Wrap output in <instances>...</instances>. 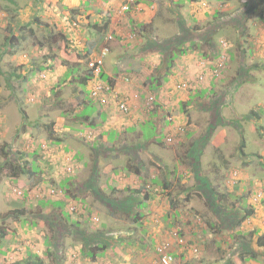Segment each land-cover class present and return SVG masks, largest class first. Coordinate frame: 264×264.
I'll return each instance as SVG.
<instances>
[{"label": "rangeland", "instance_id": "1", "mask_svg": "<svg viewBox=\"0 0 264 264\" xmlns=\"http://www.w3.org/2000/svg\"><path fill=\"white\" fill-rule=\"evenodd\" d=\"M20 1L22 7L30 8L27 11L28 14L21 17V22H31L32 32L26 29L15 33L16 40L8 45V47L13 46L14 56L4 55L3 58L5 63L10 65L9 70L14 72V76L15 74L22 76L26 73V78L24 80L12 78L13 81L8 82L6 77L0 74V163H3L1 149L11 152V157H15L18 153L25 155V153L37 152L36 159L31 156L26 158V161L30 163L34 160L41 168L37 175L25 173L16 179L10 176V169L1 175L0 214L6 216L0 220V234L4 231L7 236L0 237V264H17L28 259L26 247L32 253H39L43 264H55L53 255L45 253L43 241L48 237L53 243L51 251L57 250L62 256L59 264H152L154 252L140 249L141 243L149 242L150 239L157 243L162 239L171 243L176 264L186 262L220 264L216 261L219 259L221 261L223 257L228 256L233 247L232 242L238 238L236 232L242 231L249 235L251 231L264 232V0H257L259 5L252 10L250 6L242 4L245 0L241 2L240 0L204 1L208 2L207 7L210 12L214 8L221 11L218 12L217 19L221 15L239 17L245 12V19L242 18L244 31H239L231 23L217 29L214 39L225 41L229 61L217 77H212L211 73L205 77L198 88H196L197 85L195 86L198 95L196 93L191 96L193 105L185 111L182 105L188 101L189 91L176 92L175 85L180 82L192 81L193 83L204 69L208 72L211 62L213 64V61L218 58H215V54L219 53V46L203 42L197 45L198 48L189 49L184 56L179 55L180 58L175 60V66L168 73L166 81L162 76V81L157 83L160 87L155 86V89L158 88L155 92H150L148 85L154 80L156 83V75L151 68L154 67V62L159 61V55L156 54L149 60L150 66L147 68L145 62L149 58L140 61V58L144 60L145 57L140 54L139 49L147 45L145 36L150 34H154L160 41L170 42L179 35L183 26L189 29L207 27L209 18L205 21L206 23H202L203 20L196 22L193 18L196 15L198 18H203L200 10L205 3L199 5V2L194 3L193 0H155L156 2L149 7L136 4V0H115L113 3L106 4H104L105 0H87V3L84 0H68V6H65L62 0H42L39 6L41 14L38 15L36 8L32 10L31 2L35 4L34 0ZM144 1L150 2V0ZM1 2L0 47L4 37L8 35L5 24L7 23L6 11L8 12L10 8L9 2L5 0ZM109 9L112 11L111 16L107 15ZM43 11L48 15L42 16ZM34 19H37V22H34ZM217 19L210 21L216 22ZM107 21H109L107 31L95 30L96 27L101 30ZM94 22L97 26L92 28ZM18 24L25 25V23ZM141 24L147 26L146 33L142 32L138 26ZM59 32H62L66 38L69 37L68 44L71 47L82 45L90 51L93 49L97 57L102 55L103 49L108 45L109 53L103 59V68L115 74L116 66L119 71L117 76L128 78L126 88L131 92L124 93L135 106L138 105V108L133 107L130 112L137 110L139 115H143L141 119H146L149 118L148 110L152 108L157 110L158 115L153 117L154 121L157 119L160 122L163 116L165 120L173 121L169 126L170 129L179 126L184 129L173 142H166L167 147L150 148L149 146L147 151L139 152V160L151 176L155 174L161 177L162 171L174 169L183 176L172 189L171 197L167 194L156 195L149 200L147 208L134 210L143 213L140 220L141 227L132 222L131 215L113 212L112 203L107 207L98 204L96 198L89 194L83 185V182L90 177L89 173L93 164V160L88 161L87 167L83 164L84 160H87L84 157L88 156L86 145L88 147L90 145L89 142H86V145L81 142L80 145L72 142L74 139L90 141L92 137L86 132H70V127H78L73 118L58 119L60 111H66L69 105L72 108L75 107L73 114L78 113L79 109L76 105L78 106L79 99L73 98L72 88H68L61 91L63 103L51 102L53 96L50 91L53 84H57L58 79L65 73V67L54 68L53 71L39 70L45 52L53 55L52 48L58 45L48 47L44 37L50 33L58 35ZM43 41L41 47L39 43ZM3 47H5L4 44ZM61 49L56 53L60 54ZM125 54L131 55L132 58L126 59ZM204 54L208 57L211 54V57H209V64L205 61L206 65L201 69ZM121 56L123 61L118 63L117 59ZM128 61L130 66L125 65ZM82 63L85 65L87 63L86 66H89L91 64L89 56L83 57ZM28 67H32L31 72L28 71ZM125 68L128 73H131L130 75ZM0 69L5 71V64L0 65ZM86 69L88 68L80 67L79 75H85ZM63 78L66 77L63 76ZM87 91L88 95L85 94L84 99L90 101L89 87ZM139 93L143 95L142 99ZM149 97H153L154 101L146 104ZM106 98L109 107L112 110L115 109L114 104L118 101L112 97ZM153 102L160 103L159 111L155 105H152ZM99 107L96 103L89 104L85 110L79 112L80 116L79 114L76 116L78 118L89 117L91 114L97 116ZM253 111L257 112L253 114ZM51 121L56 123L55 135L66 137L64 140H66L65 143L70 144L69 152L63 150L62 144L55 146L49 143L47 139L49 132L45 127H48ZM164 125V122H161L162 128L166 127ZM22 127L24 130L21 129ZM132 129L130 132L133 133L136 127ZM137 129L138 132H142L144 140L152 141L156 137L159 141L164 140L163 131L157 133L146 122L140 124ZM168 130L165 133L166 136L171 135ZM132 135L128 138H132ZM193 141H197V144L207 141L208 144H205L203 151L199 153L201 148L195 143L192 148L195 153L189 159L187 153ZM242 141L246 145L244 152L247 155L244 156L238 151ZM212 144L217 148H211ZM77 149L83 156L80 161L71 159L73 151ZM104 156L101 154L98 159L102 181L112 173L109 172L110 166H108L112 161L106 162ZM200 156V169L196 172L198 173L196 177L189 169L193 168L191 164L197 165L196 159ZM151 157L157 161L159 159L160 166L163 165L164 168L167 166L169 170L150 164ZM125 162L126 160L123 161L124 164ZM133 164L136 162L133 161ZM188 167L190 168L187 169ZM142 172L144 176L145 171ZM118 175L125 177L121 173ZM176 180L175 175L173 181ZM60 181L64 187L60 188L63 192L59 190ZM52 187L56 191L54 194H51ZM226 193L231 194L232 197L230 196L229 200L232 203L236 202V207L241 212L243 203L253 206L254 214L242 225L235 226L234 220L232 222L229 218L215 213L216 204L214 203L223 199L221 195L227 196ZM257 193H261L262 201L254 200L259 199L255 196ZM82 198L84 201L81 204ZM40 199H50L47 202L52 201V204L42 206ZM251 200L255 203L252 204ZM57 201L64 204L63 208L59 209L69 214L68 222L64 218L63 221L61 220V211L53 206ZM174 212L178 215L175 216ZM167 214H170L168 218H166ZM55 215L59 219L55 218ZM71 221L78 222L80 227L86 229L89 234L118 232L121 236L118 240L107 239V247L102 256L97 257L103 251L95 250L96 259L91 260L86 256L80 241H72L73 237L68 238L62 234L63 230L71 229L73 226H69ZM206 223L210 226L207 227ZM177 229L184 233L182 239L186 240V243L189 239L193 241V246L199 250L196 255H193L194 252L189 255L183 253V248H191L187 245L183 247L175 242L176 238L172 233ZM141 230H147V233L143 235V242L139 240L142 237ZM172 230L173 232H170ZM255 240L256 236L253 237L251 244L252 251L257 253L255 256H251L253 253L250 252L246 257L236 261L234 259L231 263L264 264V250L256 246ZM91 248L93 246H90V250Z\"/></svg>", "mask_w": 264, "mask_h": 264}, {"label": "trees", "instance_id": "2", "mask_svg": "<svg viewBox=\"0 0 264 264\" xmlns=\"http://www.w3.org/2000/svg\"><path fill=\"white\" fill-rule=\"evenodd\" d=\"M7 2H9V10L8 12L6 11L7 14V23L5 24L6 26V30L8 35L4 37V41L3 44L5 47H3V44L1 45V48L3 50V54L2 57L4 56L5 53H7L8 49L12 50V45L10 47H8V45L11 42H14L16 40V35L15 33H19L22 30H26L28 29L30 32H32V28H30L31 23H28L27 25L23 26V27H19V24L17 23V18L19 16V12H17V8L14 6L13 2H10V0H5ZM36 3V0H34ZM115 0H105L104 4L108 3H113ZM195 1L194 3L199 2V5L204 4V1H210V0H193ZM214 1H220V0H214ZM242 0H240L241 2ZM136 4H142L144 6H152L153 3H155V0H150V2H146L144 0H136L135 1ZM207 2V3H208ZM2 2L0 1V4ZM207 3H205V6H203L201 8L200 11H202L201 16H203V19L208 20V26L207 27H201L200 29H197V27H193L190 28L189 27H182L180 33L178 36H176L174 38V40L172 41H160L159 39H157L154 34H150L145 36L146 41H147V45L144 47H141L140 50V54L142 56L145 57L144 60H142L141 58L139 59L140 61H145L147 59V57L149 59L146 60L145 63H147V68L148 66H150L149 64V60L152 59V57L156 54L159 55V61L154 62V67H152L151 69H153V71L155 72L156 75V83L154 82L155 80L152 78V80H154L153 82H150L151 84L148 85V89L150 92L152 91H157V89H155L157 87H160V85H157V83L161 80L162 81V76H164L163 80L166 81L167 79V75L168 73L171 72V69L175 66V60L177 58H180L179 55L184 56L187 51L190 49H194V48H198L197 45L199 44H203V42H208V43H212L214 44V46H219V53L215 54V58L218 57L217 59H215V61H213V64L211 62V65H209V71L207 72L206 69H204V72L201 73V76L203 77L202 80H199V77H196L195 81L193 83L191 82H187L188 84V89H186L188 92V101L184 102V105H182L183 107V111H185L186 109H188L190 106L193 105V102H191V96H193V94L198 95V91H196V88L199 87V85L201 83L204 82L205 77L207 75H210L213 71V69L217 66V64L220 62L221 57L225 56L226 61H224V64H227V61H229L228 55H227V48L228 47H223L222 46V42H225L221 39H219L218 41H216L214 39V36L216 35V32L218 31L217 29L225 24L231 23L233 24L235 27L238 28L239 31H244V27L242 25L244 19H245V12H243L239 17H235V16H225L223 17V15H221L220 18L217 19V17L219 16L218 12H221L220 10H218L217 8L213 11H209V7H207ZM224 3V2H223ZM244 6L245 4L250 6V10L252 9H256V7H258L259 5V1L257 0H245L244 3H242ZM1 6V5H0ZM24 9H27V7H25ZM109 13H107L108 16L112 15V11L109 9L108 10ZM99 14V12H98ZM198 16V15H197ZM194 18V17H193ZM217 19L216 22H212L210 20L212 19ZM244 18V19H242ZM199 18H194V20H197ZM35 20V19H34ZM243 20V21H242ZM37 22V19L34 21ZM206 23V22H205ZM109 21H107L104 25L103 28L100 30L99 27L97 26V23L94 22V24L91 26L92 28H95V30L97 29L98 32H102V31H107L108 30V25ZM151 25V24H150ZM148 25V26H150ZM140 27V29L142 30V32L147 31V26L146 25H138ZM205 26V24H204ZM99 28V29H98ZM59 38V39H58ZM68 38L65 37V35L62 32H59L58 35H53V34H49V37L44 39L45 40V44H47V46L49 47H53L55 45H57V47H53V55H48V52H45V55L43 56V63L40 65L39 70L41 71H45V70H49V71H53L54 68H60V67H65V73L62 75L61 78L58 79V83L57 84H53V87L50 91L52 97L51 102L55 101L58 104L63 103V100L61 99V91L64 89H68V88H72V97L73 98H78L79 99V104L78 106L76 105V107L79 109L80 111L85 110L84 108L89 105L92 104L93 101L89 100H85L84 99V95L86 94L87 89L89 87L90 89V83L93 81V77H94V73H93V69L91 68L93 66L92 61L91 64L89 66H86L84 63L80 62V60L82 61V58H88L89 54L88 51L86 49V47L82 46V45H76L74 47H71L68 44ZM59 40V41H58ZM212 40V41H210ZM44 43V41L42 43H39V45L42 47V44ZM188 43V44H187ZM195 44V45H194ZM80 46V47H77ZM62 47V49H61ZM106 48H109L108 45L105 46ZM61 49L60 54H57L56 52L58 50ZM8 51L7 54H9ZM47 54V55H46ZM62 54V55H61ZM129 56H125L126 59L127 58H132ZM209 57H211V54L209 55ZM209 57L204 54L203 55V65L201 67V69L204 67V65L209 64L210 60ZM71 58H73V61H71ZM90 59V58H89ZM3 59H0V61H2ZM94 60H96V58H94ZM206 61V63H205ZM144 63V64H145ZM142 64V65H144ZM85 67L88 68L87 73L83 76L79 75L80 73H78L80 71V67ZM145 67V69H147ZM32 70V69H31ZM31 70L28 69V71L31 72ZM2 73L3 75V71L0 69V74ZM26 74V73H25ZM23 74L21 75H16L14 76V72L13 73H8V77L6 78V80L8 82H12L13 79L15 80V78H17L16 80L22 79L24 80L26 78V75ZM79 75V76H78ZM63 76H65L66 78H63ZM213 77V76H212ZM13 78V79H12ZM69 78V79H67ZM99 78L100 80H102L103 82L105 81L107 84H109L111 87H114V82L108 78L107 76L103 75L102 72L99 74ZM12 80V81H11ZM128 79H126L127 81ZM154 83V85H153ZM182 83V82H180ZM179 84V83H178ZM197 85V87L195 88V86ZM198 90V89H197ZM200 91V90H199ZM90 94V93H89ZM88 95V93L86 94ZM140 98L142 99L143 95L139 93ZM119 101H125L126 99H128V95L127 94H123V95H119ZM158 97V96H155ZM196 96H194L195 98ZM55 99V100H54ZM156 99V98H155ZM129 103H128V111L127 112H123L119 109L118 106H116V109L119 113L127 115L130 113L131 109H132V102L128 99ZM1 102V101H0ZM71 104V103H70ZM148 104V103H146ZM152 105H155L158 108V111L161 109V105L160 103L158 104V102H153ZM75 107L72 108L71 105H69V108L65 111V110H61L59 113V117L63 118V120H66V118H69L71 120V118L74 119L75 124L78 125V127L75 129L73 127H70V132H75L77 131L78 133H85L86 130H93L95 129L97 126H99V121H104V117L103 115L99 114L95 120H93L91 123H89L90 121L88 120L87 116L84 117H80L78 118V116H80L81 114L75 113L73 114V110ZM145 108V107H144ZM255 112L257 111H253V114H255ZM148 117L146 119H150L153 122H146L148 124H150L157 133H159L160 131H163L164 133V140L159 141L156 138L153 139V142L155 144L156 148H162V147H167L168 145H166V134H165V128H162L160 126L161 122H164V126H168V124H172L173 121H170L168 119H164L163 116L160 118V122L156 119L155 121L153 120V117L157 115V110H152V108H150V110H148ZM79 114V115H78ZM78 115V116H76ZM72 119V120H73ZM99 121H98V120ZM163 120V121H162ZM144 121V120H143ZM173 126V125H172ZM55 127H56V123L55 121H51L48 124V127L46 126L45 129H48L49 132V138H47L49 140V143L54 144L55 146H59L60 144H62L63 150L69 152L70 151V144L69 143H65L66 140H64L66 137H64V135H55ZM183 129V127L179 126L177 128H171L169 129V133L172 132V134L176 133L177 129ZM22 130L23 127L21 128ZM131 130H133L132 128H129L126 130V132H120V131H116V130H109L104 132L103 134H105L107 136V141L106 142H101L99 139H94L90 140V141H82V139H74L73 140V144H75L74 142H77L78 145H80V142L82 144L86 145V142H89L90 147H87L88 149V156L87 158L84 157L85 162L84 167L88 166V161L93 160V164H92V168L91 171L89 173L90 177L88 178L90 184H92V182H94L96 179L98 180V178L100 179V176H102V171L101 173L99 172V167H100V161L98 160L100 158V155L105 154L104 156V160L109 161L111 160L112 162L109 163L108 166H110V171L113 174H132L133 176H135V178L137 177V180L139 182H141V185L137 188V189H132V191L129 192V194H127V198L121 200L120 199V195H115V188L110 184L109 181V177H107L104 180V185L105 188H102L100 186L94 185V188H92V195L96 198V201L99 200L100 203L104 206H108L111 203L113 204L111 209L113 210V212H122L124 214H127L128 216L131 215L132 217V222L135 223V225H138L139 227H141V218L143 217V213L142 212H138L139 210H142V208H147L148 206V202L149 200H151V198H153L156 195H161V194H167L168 197H171L172 193V189H174V186L176 185V183L178 184L183 176L176 171V169H174L173 171H162L161 173V177H159L158 175L155 176H151L148 173V169L145 168V166L143 165L142 161H140L139 157V152L142 150L147 151V147H149L147 145V140L145 142H141L138 141L140 140V135L141 133H133L130 132ZM184 130V129H183ZM135 132V131H134ZM183 132V131H182ZM186 132V131H185ZM184 132V133H185ZM86 133H88L87 135H91L92 137V131L89 132L87 131ZM132 135V138H128L129 135ZM190 134V133H189ZM188 134V135H189ZM124 136V137H122ZM179 134H177L175 137H178ZM190 136V135H189ZM101 137V136H100ZM174 137V138H175ZM173 138V139H174ZM71 139V138H70ZM144 139V138H143ZM200 140V139H198ZM197 141H193V144L190 148V150L188 149L187 153V158L191 159V155L194 152L193 145L196 143ZM206 142H203L202 144H197L196 145L201 148L200 152L201 153L203 151V148L205 147ZM149 144V143H148ZM204 145V146H203ZM4 148V147H3ZM189 148V146H188ZM246 148V145L244 143V141H242V143L239 146V153H241L243 156L247 155L244 152V149ZM104 149V150H103ZM1 152L3 154V163H0V182H1V175L3 174V172H5L7 169H10V176H12L13 178H18V176L22 175V174H29V175H37L40 171V168L38 165H36L35 161H30V163H27L26 158L29 157H34L35 158V153H18L15 154V157H11V152H6L4 149H1ZM79 149L74 150L71 156L72 160H82L83 156L79 153ZM101 152V153H100ZM199 158L198 157L196 159L197 165L191 164L193 168L188 167L187 169L191 170L196 177L197 174L196 172H199ZM36 159V158H35ZM101 160V159H100ZM126 160L125 164L123 163V161ZM103 161V160H102ZM133 161L136 162V164H133ZM132 163V164H131ZM191 163V162H190ZM150 164L155 165V167H160V168H164V166H160L161 165V161L160 160H156L153 157H151L150 159ZM166 170H169L167 168V166H165ZM102 170V168H101ZM145 171V175H141V173H143L142 171ZM152 174V173H151ZM173 174V175H172ZM172 175V177H171ZM177 180L174 182L173 178L175 177ZM70 177V176H68ZM171 178V179H170ZM198 179V178H197ZM97 180L95 182H97ZM62 181L59 182V190L63 192L62 189L60 188H64L61 184ZM159 188V189H158ZM55 188L52 187V191L55 193L56 191L54 190ZM67 189V188H65ZM158 189V190H157ZM154 190H157L156 192H154ZM183 190H181L182 192ZM53 193V194H54ZM197 194V193H196ZM227 196L224 197V195H221V200H217V202H215V213H219V215L221 216H225L227 218H229L230 220L235 221V226H239L240 224L242 225L244 222H246L253 214H254V208L253 206L250 204H245L243 203L242 207V212L236 207V202H231L229 200V198H231V194L226 193ZM199 195V193H198ZM116 196V197H115ZM231 196V197H230ZM186 198H188V196H186ZM263 197L259 198V199H254L255 201H262ZM42 201H40L43 205L42 206H46L45 204H52L51 202H47L50 199H40ZM44 200V201H43ZM253 200V201H254ZM84 201V199H80V203L82 204ZM252 201V200H251ZM252 201V202H253ZM212 202H214V200H212ZM244 202V200H243ZM56 204H53V206H55L57 209L59 208H63V203L62 202H55ZM255 202H253L252 204H254ZM109 208V207H108ZM119 208V209H118ZM56 209V210H57ZM138 210V211H134V210ZM123 210V211H122ZM58 211H61L60 209ZM134 211V212H133ZM15 213V211H13ZM12 212V213H13ZM130 212H133L132 214ZM16 213H19L18 211H16ZM61 220L63 221V218L66 222H68L70 220V216L66 211H61ZM168 216H166V218H168L170 216V214H167ZM174 215L177 216L178 213L174 212ZM4 216L6 215H2L0 214V220H3ZM55 218L59 219V217L57 215H55ZM54 225H56L55 222H53ZM73 225L71 227V229L64 231L63 233L64 235H66L68 238L69 237H73L72 241L78 240L82 243V247L84 248V251L86 253V256H88L91 260H95L96 259V251L101 250V254H98L97 257H99V255L102 256V254L104 253V251L106 250L107 247V239H114V240H118L121 236V233L115 232V233H107V232H101L95 235L93 234H89V232L86 229H83L80 227V224L78 222H74L71 221V223L69 224ZM206 226L209 227L210 224L206 223ZM67 228H70L68 226H66ZM144 229V228H142ZM170 232H173L170 231ZM147 233V230H141V239H139L141 242L142 238H144V234ZM175 233L177 234L178 238H184V233L180 232L178 229L175 230ZM238 234V238L237 240L232 242V248L230 249V252L228 254V256H225L222 258V260L220 261H216V263H220V264H232L231 262H234L238 260L239 258H243L246 257L247 255L251 253V256H255L257 253L252 251V239L254 236H256V240H255V244L258 248H261V250H264V232H259L257 233V231H251V235H249L248 233L242 232V231H238L236 232V235ZM7 236L5 234V232L3 231L0 234V237L3 238ZM119 236V237H118ZM48 238H45V240L43 241L44 247H45V253H50L51 255H53L54 258V263L55 264H59L61 263V254L59 253V251L54 250L51 251L52 245L53 243L50 242ZM186 241V240H184ZM162 243V241L158 242H154L153 239H150L149 242L146 241L145 243H141L140 249H143V251H147V252H154V259H156V248L158 247V245H160ZM133 244V243H132ZM186 245H188V247H194V249L196 250V252H194L193 255H196L199 250L197 247L193 246V241L191 239H189V241L186 243ZM90 246H93V248H91L90 250ZM193 249V250H194ZM29 248H25V252L27 254L28 259L23 260L22 262H17V264H43L42 259L40 258V254L37 252L32 253L31 250L29 251ZM192 250V251H193ZM227 250V249H226ZM79 251H81V249L79 248ZM138 251V250H137ZM192 251H190L189 249H184L183 248V253H186L189 255V253H193ZM174 254V253H173ZM174 263L176 264V260H175V254H174ZM185 264H190V262H186Z\"/></svg>", "mask_w": 264, "mask_h": 264}, {"label": "crops", "instance_id": "3", "mask_svg": "<svg viewBox=\"0 0 264 264\" xmlns=\"http://www.w3.org/2000/svg\"><path fill=\"white\" fill-rule=\"evenodd\" d=\"M0 1H2V0H0ZM42 0H36V2H38L39 4H32V2H31V6H33V8H32V10L34 9V8H36L37 10H38V15H40L41 14V9H40V2H41ZM180 1V0H179ZM10 2H13V4H14V6L17 8V12H19V16H18V18H17V23H25V24H27L28 23V21L27 22H21V17L23 16V15H27L28 13H27V11H29L30 10V8H27V9H23L24 7H22L23 5H22V3H21V1L20 0H10ZM68 0H62V4L63 5H65V6H68ZM84 2L85 3H87V0L85 1L84 0ZM6 3V2H5ZM2 4V3H1ZM37 6H38V8H37ZM30 14H33V13H30ZM46 15H48L45 11H43V15L42 16H46ZM194 18H198L197 17V15L194 17ZM200 20H203V22L202 23H204L206 20L205 19H203V18H199V19H197L196 20V22H199ZM10 51H11V49H10ZM87 51H88V54H89V57L91 58V60H94V58H97V54H95V52H94V50L92 49L91 51L89 50V49H87ZM3 52V50H2V48L0 47V59H3L2 58V53ZM10 54H11V52H9V54H6L5 53V55L7 56V57H9L10 56ZM127 54H125L124 56H126ZM12 56H14V55H12ZM127 56H129V55H127ZM121 58V59H120ZM120 58H118L116 61L118 62V63H120V61H123V58H122V56L120 57ZM6 61H4V60H2V61H0V65H4L5 64V67H6V70L5 71H3V76L4 77H8L9 75H8V73H13V72H11V70H9V67H10V65H8V63H5ZM8 62V61H7ZM80 62H82L81 60H80ZM125 65H127V66H130L129 65V61L127 62V63H125ZM114 68H116L115 70H116V72H115V74H113L111 71H109V70H107V69H104L103 68V75H106L108 78H110L113 82H114V87H113V89H114V92H118V93H121V92H131L130 90H128L127 88H126V86H128L126 83V79H128L127 77H125V78H120L121 76H117L118 74H117V72H119L118 71V69H117V67L115 66ZM28 69L29 70H31L32 69V67H28ZM130 68H128V70H129ZM125 70H126V72H127V69L125 68ZM10 71V72H9ZM128 73V72H127ZM126 73V74H127ZM129 75L131 74V73H128ZM127 74V75H128ZM134 79H136V77H134V76H132ZM131 78V77H130ZM123 93H121V94H123ZM124 94H126V93H124ZM90 95V94H89ZM90 98V97H89ZM108 99H111L110 97L108 98ZM91 100V99H90ZM93 101V100H92ZM93 103H96V104H98L100 107H99V112H98V114H97V116L100 114H102L103 115V117H104V121H99V126H97L95 129H93V130H86V132L87 131H89V132H91L92 131V139L91 140H93V138L94 139H99L101 142H106L107 141V136L105 135V134H103L104 132H106V131H109V130H116V131H120V132H126V130L127 129H129V128H134V127H136V130H135V132H133V133H141V132H138L139 130L137 129V127H139V125L140 124H143L144 122H153L152 120H150V119H141L142 118V116L141 115H139V111H137V110H134V111H132V112H130L129 114H127V115H124V114H121V113H119L118 111H117V109H116V106H115V104H114V108L115 109H111L110 107H109V103L107 102V98H103V99H101V101H96V100H94L93 101ZM114 103V102H113ZM112 106V105H111ZM87 107V106H86ZM85 107V108H86ZM133 107H137L138 108V105L136 104V106H135V104H133L132 105V109H133ZM140 108H141V106H139ZM163 107V106H162ZM84 108V109H85ZM131 109V110H132ZM137 111V112H136ZM147 114H149V113H147ZM97 116H92V114L88 117V120L90 121L89 123H91L93 120H95L96 118H98ZM121 116V117H120ZM58 119H61V118H58ZM171 119V118H170ZM144 120V121H143ZM263 120V119H262ZM261 122V121H260ZM169 126H171V124L169 125L168 124V126L167 127H169ZM167 127H165V133L167 132V130L168 129H170V127L169 128H167ZM75 129L77 128V127H74ZM169 131V130H168ZM75 132H77V131H75ZM78 133V132H77ZM132 133V134H133ZM131 135V134H130ZM101 136V137H100ZM140 140H138V141H143V142H145L146 140H144L143 139V136H142V133H141V135H140ZM149 143V144H148ZM206 144H208V143H206ZM147 145L148 146H150V148L151 147H154L155 148V144H154V142H153V140L152 141H147ZM213 145V144H212ZM211 145V148H214L215 146L213 145L212 146ZM153 148V149H154ZM217 147H215V149H216ZM162 151V150H161ZM104 156V155H103ZM159 160V159H158ZM85 161V160H84ZM200 169V168H199ZM198 169V170H199ZM120 174V173H119ZM123 175L125 176V174L123 173ZM141 175H143V173H141ZM153 176H155L154 174L152 175V177ZM125 178V179H124ZM121 177L120 175H118V174H113V173H111V175L109 176V181H110V184L115 188V195L117 196V195H120V199L121 200H123V199H126L127 198V194H129V192L130 191H132V189H137L140 185H141V182H139L138 180H137V177L135 178V176H133L132 174H128V175H126L125 177ZM97 180V179H96ZM95 180V181H96ZM92 182V184H90V182H89V180L88 179H86V181H84L83 182V185H84V187L86 188V190H87V192L89 193V194H91L92 193V188H94V185H98V186H100L101 187V189L102 188H105V185H104V181H102L101 179H99L98 178V180H97V182ZM96 185V186H97ZM130 190V191H129ZM115 196V197H116ZM97 203L98 204H101L100 203V201L99 200H97ZM102 205V204H101Z\"/></svg>", "mask_w": 264, "mask_h": 264}, {"label": "built area", "instance_id": "4", "mask_svg": "<svg viewBox=\"0 0 264 264\" xmlns=\"http://www.w3.org/2000/svg\"><path fill=\"white\" fill-rule=\"evenodd\" d=\"M222 45L224 47H226V43L222 42ZM108 52L107 48L103 49L102 55H105ZM224 61H226L225 56L221 57L220 62L217 64V66L213 69L212 71V76L213 77H217L219 74H221L223 66H225ZM101 66H102V58H99L98 60L95 61L94 63V80L92 82V96L94 98H98L101 97L103 95L109 94L112 92V88L105 82H103L102 80H100L99 78V74L101 73ZM202 76L200 75L199 80H202ZM188 84L187 82H182L179 84H176L174 87V90L177 91H183L188 89ZM154 101L153 97H149L147 100V103L149 104L150 102ZM128 99H126L125 101H119L117 103V106L119 107V109L123 112H127L129 107H128ZM183 129L179 128L177 129L175 134H171L168 137H166V142H173V138L177 135L182 133ZM54 192L51 191V194H53ZM257 197H260V194L257 195ZM173 237L176 238V242L179 243L180 245H184V240L181 238L177 237V234L174 232L172 233ZM193 252H196V250L194 249ZM156 259H154L152 264H173L174 261V257H173V253L171 251V243L167 242V241H162V243L160 245H158V247L156 248Z\"/></svg>", "mask_w": 264, "mask_h": 264}, {"label": "clouds", "instance_id": "5", "mask_svg": "<svg viewBox=\"0 0 264 264\" xmlns=\"http://www.w3.org/2000/svg\"><path fill=\"white\" fill-rule=\"evenodd\" d=\"M36 3H38V2H36ZM35 3V4H36ZM3 13V12H2ZM28 23H31V22H28ZM27 23V24H28ZM27 24H25V25H27ZM72 24V23H71ZM24 25V26H25ZM74 26L76 25L75 23L73 24ZM19 27H23V26H19ZM72 28H74L73 26H72ZM49 29V28H48ZM49 36V35H48ZM48 36H46V37H44V39H46V38H48ZM106 48V47H105ZM108 49V52L105 54V55H101V56H99V57H97L96 58V60H98L99 58H102V66H101V72L103 73V67H104V57L109 53V48H107ZM5 55V54H4ZM11 56L12 55H14V50L12 49L11 50V54H10ZM6 56V55H5ZM5 56H3L2 58H4ZM90 58V57H89ZM91 59V58H90ZM96 60H91V61H93V66L91 67L93 70H94V63H95V61ZM42 76V75H41ZM93 80H94V77H93ZM93 82V81H92ZM92 82L89 84L90 85V95H89V97H90V99L91 100H96V101H101V99H103V98H106V97H112V99H114V100H117L118 102H119V95L120 94H118V93H116V92H114V89H113V87H111L109 84V86L112 88V92L111 93H109V94H106V95H103V96H101V97H98V98H94L93 96H92V91H91V89H92ZM105 82V81H104ZM106 83V82H105ZM117 102V103H118ZM117 103L115 104V106H117ZM132 104H134V103H132ZM169 120V119H168ZM170 134H172V132L170 133ZM169 136V135H168ZM168 136H166V137H168ZM258 194H260V197H258V198H261V193H257L255 196L257 197V195ZM161 241H163V239L161 240ZM176 242V241H175ZM185 242V241H184ZM183 247H185L186 246V242H185V244L184 245H182ZM188 246V245H187ZM191 249H189L190 251H192L193 249H194V247H190ZM172 251V253H174L175 254V252L173 251V250H171ZM193 252V251H192ZM174 254H173V256H174Z\"/></svg>", "mask_w": 264, "mask_h": 264}]
</instances>
